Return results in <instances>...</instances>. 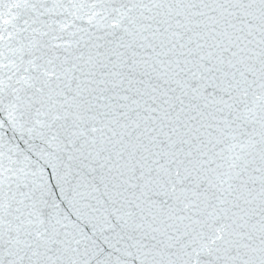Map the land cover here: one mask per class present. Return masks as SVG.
Here are the masks:
<instances>
[{"label": "snow or ice", "instance_id": "obj_1", "mask_svg": "<svg viewBox=\"0 0 264 264\" xmlns=\"http://www.w3.org/2000/svg\"><path fill=\"white\" fill-rule=\"evenodd\" d=\"M0 264H264V0H0Z\"/></svg>", "mask_w": 264, "mask_h": 264}]
</instances>
